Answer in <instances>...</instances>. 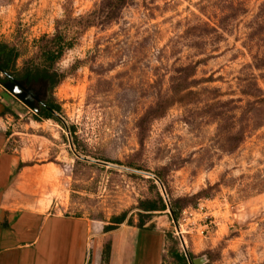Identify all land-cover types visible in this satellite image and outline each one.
Returning a JSON list of instances; mask_svg holds the SVG:
<instances>
[{
    "label": "rangeland",
    "instance_id": "rangeland-1",
    "mask_svg": "<svg viewBox=\"0 0 264 264\" xmlns=\"http://www.w3.org/2000/svg\"><path fill=\"white\" fill-rule=\"evenodd\" d=\"M100 1L0 0V44L18 55L15 75L44 66L41 40L57 27L74 43L50 68L59 75L47 97L60 108L55 120L0 81L9 150L18 172L27 170L16 204H50L103 234L122 215L119 227L137 224L154 184L164 197L152 174L168 205L185 200L179 232L169 210L153 218L165 238L162 264L186 255L180 236L192 261L264 264V193L253 189L264 173V128L253 129L264 114H246L253 98L243 93L252 80L264 96V67L254 66L264 47L250 37L264 0H130L117 22L80 29Z\"/></svg>",
    "mask_w": 264,
    "mask_h": 264
},
{
    "label": "crops",
    "instance_id": "crops-1",
    "mask_svg": "<svg viewBox=\"0 0 264 264\" xmlns=\"http://www.w3.org/2000/svg\"><path fill=\"white\" fill-rule=\"evenodd\" d=\"M0 100V264H101L105 244L109 264H162L165 238L161 230L121 226L100 234L91 221L43 207L18 206L15 195L25 170L9 150L5 115L7 96Z\"/></svg>",
    "mask_w": 264,
    "mask_h": 264
},
{
    "label": "trees",
    "instance_id": "trees-1",
    "mask_svg": "<svg viewBox=\"0 0 264 264\" xmlns=\"http://www.w3.org/2000/svg\"><path fill=\"white\" fill-rule=\"evenodd\" d=\"M130 0H101L98 6L88 14L86 17L81 18L78 22L80 29L87 30L92 27H106L111 25L117 20H119L122 10L128 5ZM243 14L245 13L244 10ZM256 27H253V30L250 34L252 40L257 39L258 42L262 44L264 47V2L261 5L260 12L255 20ZM68 31L61 30L60 28H56L55 34L52 37L44 36L41 41L44 43L41 47V60L43 63V67L36 66L32 69L25 71L21 75H15L13 73V69L16 66V61L18 55L15 53L14 48H10L7 45L0 44V73L4 75L10 76L17 81L26 83V84H36L42 82L47 90L52 89L58 83L59 75L56 72H51L50 68H54L55 65L61 60L64 56L65 52L72 49L74 46L73 40H70L68 37ZM77 33V32H76ZM254 66L257 69H261L264 67V53L262 55H257L255 58ZM1 81V80H0ZM252 82V83H251ZM249 83V92L245 90L244 95H247L250 98H253L252 107L247 109L246 114H255L261 116L264 114V96L261 94V91L255 86V83L251 80ZM49 107L50 111H44L41 113V116L45 119H54V112H60V108L54 105L53 102H50ZM165 110V108H164ZM244 112V114H245ZM231 127V126H230ZM264 128V120L256 123L254 126V132H258L259 130ZM230 129V130H229ZM232 128H228L229 137L232 136ZM245 128H241L238 131L239 140L238 147L242 145L245 137ZM75 131H71V135H75ZM156 179L163 184V181L159 176H156ZM258 182L255 185L254 194L264 193V173L258 176ZM151 181L155 183V180ZM164 186V184H163ZM154 187L158 190L156 199H146L141 200L139 203V212L137 213L138 221L137 224H133V220H128V226L135 227L140 230L147 231H156L159 230L157 228L156 223L153 221V218L157 213H164L170 209L173 218L176 222L179 221V216L183 207L181 203L185 200H170L169 205L165 201V198L161 195L159 188L156 184ZM215 187L209 186L208 190L201 192L199 195L207 196L208 191L214 190ZM198 195V196H199ZM197 198V197H195ZM172 217V216H171ZM172 218V220H173ZM127 221L126 215H122L114 219L113 224L110 226H106L104 228L105 233L116 230L120 225ZM111 252V245L108 244L107 247L104 248L102 254V262L101 264H109ZM175 259L177 260V264H189V261L184 254H180L176 252L174 254ZM191 260L194 258L193 254L189 253Z\"/></svg>",
    "mask_w": 264,
    "mask_h": 264
},
{
    "label": "water",
    "instance_id": "water-1",
    "mask_svg": "<svg viewBox=\"0 0 264 264\" xmlns=\"http://www.w3.org/2000/svg\"><path fill=\"white\" fill-rule=\"evenodd\" d=\"M3 87L7 92L12 94L16 99H18L21 103H23L29 109L34 111L36 114H38L40 112V108H41L42 103L48 97L47 87L45 88L46 90H45V93L43 94L42 90L38 89L36 84L27 87L25 83L14 80V79H11V81L3 83ZM42 96H44V98H43L44 100L41 99ZM54 114L56 115L55 112H54ZM94 162L99 163V164L109 165V164L103 163V162H97V161H94ZM146 175H148L150 178L155 179L160 184L161 189H162L163 194H164V197H165L166 202L168 204L165 189H164L163 185L160 183V181H158L156 179V177L152 174H146ZM169 211H170V209H169ZM170 213H171V211H170ZM171 216L173 218L172 213H171ZM173 221L176 224V221L174 220V218H173ZM176 229L178 232L180 231L177 224H176ZM180 240H181L182 247L184 249V252L186 254V257H187L189 263L190 264H203V261L201 259L194 260V261H192L190 259L185 241H184L182 236H180Z\"/></svg>",
    "mask_w": 264,
    "mask_h": 264
},
{
    "label": "flooded vegetation",
    "instance_id": "flooded-vegetation-1",
    "mask_svg": "<svg viewBox=\"0 0 264 264\" xmlns=\"http://www.w3.org/2000/svg\"><path fill=\"white\" fill-rule=\"evenodd\" d=\"M11 79H13V78H11L10 76L4 75V77L2 78L1 81H3V83H5V82H8V81H11ZM14 80H16V79H14ZM32 85H33L32 83L31 84H26L27 87L32 86ZM37 88L41 89L43 94L45 93V90H46L45 88L46 87H45V85H43L42 82L38 83ZM43 98H44V96L41 97V99H43ZM49 104H50V98H46V100L42 103L41 108H40V112L38 114H41L44 111H50L51 108L49 107Z\"/></svg>",
    "mask_w": 264,
    "mask_h": 264
},
{
    "label": "built area",
    "instance_id": "built-area-1",
    "mask_svg": "<svg viewBox=\"0 0 264 264\" xmlns=\"http://www.w3.org/2000/svg\"><path fill=\"white\" fill-rule=\"evenodd\" d=\"M1 97V96H0Z\"/></svg>",
    "mask_w": 264,
    "mask_h": 264
}]
</instances>
